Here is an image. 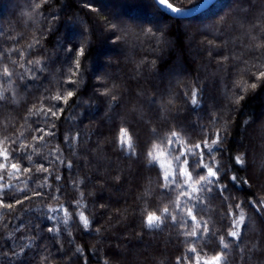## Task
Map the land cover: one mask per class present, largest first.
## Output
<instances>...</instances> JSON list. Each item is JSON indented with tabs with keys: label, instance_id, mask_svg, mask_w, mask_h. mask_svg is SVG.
<instances>
[{
	"label": "trees",
	"instance_id": "trees-1",
	"mask_svg": "<svg viewBox=\"0 0 264 264\" xmlns=\"http://www.w3.org/2000/svg\"><path fill=\"white\" fill-rule=\"evenodd\" d=\"M201 1L169 0L180 9L191 8ZM34 3L35 0H0V49L11 47L23 51L22 61L44 56L48 64L47 71L38 73L40 80L35 82L38 87L25 89L24 84L33 85L34 82L29 78L30 73L21 67L16 71L24 72L23 81L18 76H13L10 84L0 81V91L7 89L5 96L14 98L13 103L0 108V152L16 148L11 141L19 137L28 144L24 152L31 154L33 161L43 163L53 174L37 172L39 164L33 167L26 158L21 172L11 177L0 173L5 176L0 185H12L6 188L8 202L16 197L23 199L25 195L32 197L17 205L15 210L0 208V264H105V260L108 264H177V259L182 256H195L188 251L191 247L198 251L202 249L203 253L216 249L218 241L205 246L203 239L193 242L182 234L196 227L186 215L188 203L179 217L191 227H171V215L177 214L176 193H172L171 202L160 194L164 170L172 171L167 162L170 158L155 151L158 160L155 168L150 169L147 152L152 150L157 139L166 140L167 133L175 125L184 129V139L177 148H191L204 137L198 125L215 135L216 127L220 125L213 127L209 123L212 113L225 115L229 120L227 138L216 160L223 173L222 182L229 185V196L234 197L230 202L252 201L255 204L264 199V82L256 81L259 86L255 89L248 87L245 98L238 105L223 94L225 84L231 96L236 82L255 80L241 69L249 67L260 55L261 50L255 47L257 41H252L248 32L250 23L264 12V0H218L205 12L187 19L163 14L152 0H50L39 10L34 9ZM241 5L250 11L241 12ZM106 6H112V11L104 10ZM52 14L60 19L52 22L49 31L44 17ZM76 20L83 24L74 23ZM112 24L131 31H117ZM149 28L154 34L148 33ZM254 31L257 36L264 35V25ZM41 32L43 47L37 45V50L29 49L33 37H39ZM82 34L87 37L88 45L85 55L80 57L82 80L78 84H66L64 79L71 75L69 67H75V49L81 46ZM117 37L120 39L113 43ZM157 37L161 43H157ZM190 44L196 48L194 51ZM69 48L74 51L69 52ZM110 53L112 58L108 61L99 58L100 54ZM18 54L12 53L14 57ZM225 55L229 57L228 61H223ZM101 70L105 71L101 73ZM193 87L203 89V106L195 113L188 103L190 97L184 95L185 89L190 94ZM66 88L77 89L67 106L51 99L58 90L66 95L63 92ZM105 89L112 91L106 96L102 94ZM112 94L118 97L112 102L117 106L109 108ZM42 95L49 99H42ZM150 99H157V104L150 105ZM170 99L172 103L168 102ZM41 102L65 109L60 119L52 118L58 127L52 129L56 132L55 137H45L50 141L47 145L44 141L37 143L31 139L33 128L48 127L34 123L39 117L28 115L29 109L34 104L39 108ZM228 108L232 110L229 112ZM72 114L76 119L66 121L65 117ZM25 117H28L27 123ZM246 120L249 121L247 125ZM121 126L128 129L136 145L134 157L126 158L117 150ZM77 130L85 135L76 154L72 155L64 146V135H74ZM58 147L65 164L73 162L71 170L56 158ZM48 153H52L51 164L45 159ZM241 153L246 157L243 167L235 163V156ZM0 162H3L2 157ZM24 166H28L30 172L24 173ZM9 171H13L10 166ZM56 175H61L62 179L56 181ZM117 175L119 180L115 179ZM233 175L240 180L237 186H233L230 179ZM46 176L53 187L37 188ZM180 179L183 183V178ZM79 180L85 181L79 186L85 193L83 209L75 206L80 192L73 181ZM244 180L248 183L244 184ZM57 185L62 188L61 192L55 191ZM33 189L57 198L33 196ZM222 201V197L210 205L205 201L200 207L208 205V210L197 216V220L201 224L209 222L210 227L227 236L231 218L222 220L221 217L228 211L229 201ZM61 204L65 206L63 209ZM101 204L105 207L101 208ZM47 206L59 211L48 212ZM166 206L171 213L168 220L155 231H149L144 223L148 213L157 211L159 215ZM65 210L72 211L73 217H65ZM80 210L93 222L90 231H85L79 221ZM48 216L54 217V221H49ZM246 216L250 219L246 221L248 231L244 242L249 247L251 243H259L262 250L254 253L259 264L264 262V215L248 204ZM47 227L56 231L49 233ZM97 227L101 228L99 234L95 231ZM37 232L40 238L32 242L30 248H25L18 258L9 259L12 249L19 251L17 246L29 243V237ZM77 247L83 254L75 251ZM122 247L127 251L123 253ZM4 252L9 255H2ZM227 259L231 264H242L238 249ZM184 264H194V260Z\"/></svg>",
	"mask_w": 264,
	"mask_h": 264
},
{
	"label": "snow or ice",
	"instance_id": "snow-or-ice-1",
	"mask_svg": "<svg viewBox=\"0 0 264 264\" xmlns=\"http://www.w3.org/2000/svg\"><path fill=\"white\" fill-rule=\"evenodd\" d=\"M158 6H163L165 10H170L172 13L177 15L182 14L184 9L177 8L173 6L169 0H153ZM255 2V0H253ZM50 3V0H35L34 9L39 10L44 5ZM91 7L90 5H85ZM94 10V9H93ZM240 11L247 13L250 9L240 6ZM43 15V13H39ZM44 19L48 22V30L51 31L52 29V22L60 19V16L56 14H52L51 16H45ZM224 18H221L223 21ZM74 23L83 24V21L76 20ZM260 25H264V12L260 13L257 17L255 22L250 23L249 25V32L248 35L252 41H257L256 49L261 50L260 55L256 57L255 62L250 63L249 67L241 69V72L244 74L250 73L252 76L255 77V80L251 79H243L242 82H236L235 86L231 89L232 95L229 96V88L228 85H224V96L226 99L230 101L234 100V102L238 105L240 101L245 98L246 92L248 87L252 89L257 88L259 85L256 81L264 82V35L257 36L256 32L254 31ZM113 29L120 31V32H128L131 31L130 28H122L118 24H112ZM148 33H153L154 30L149 28ZM43 39V32H41L40 36L33 37V43L28 45L29 49L37 50V45L43 47L41 44V40ZM120 39L117 37L113 40V43L116 40ZM81 46L79 49H75L76 58L74 60L75 67H69V72L71 73L70 76H67L64 79L66 84H78L80 80H82V76L80 75L81 69V60L80 57L85 55L87 50V37L82 34L81 36ZM157 43H161L159 37H157ZM251 48L252 45H249ZM69 52L74 51L73 48L68 49ZM18 52L17 56H13L12 53ZM7 53V55H6ZM24 56V52L19 49L14 48H6L0 49V81L3 83L10 84L11 78L13 76H18L21 81L24 80V72H17L16 68L21 67L24 68L25 72L30 73L29 78L34 82L33 85L24 84L25 89H28L35 85V82L40 80V76L38 75L39 72L47 71L48 64L47 58L44 56L35 57L32 59L27 60H20V57ZM239 59V57H235ZM223 61H228L229 57L225 55ZM43 61V64H42ZM245 61H242V63ZM143 63V61H142ZM155 62H153L154 65ZM27 65H32L31 68L27 67ZM72 77H79L77 80H73ZM38 87V86H37ZM239 88V91L236 89ZM77 89H63V92H66V95L62 94L60 90L57 91V94L51 99L55 101H62L66 106L68 105L69 100L73 97L75 91ZM4 91H0V108H4L10 103L14 102V98H10L5 96ZM46 91V90H45ZM112 90L105 89L102 94L108 95ZM185 97H190L188 103L191 104L193 112H198L199 109L203 106V89L193 87L190 94L187 89L184 90ZM42 99H49L47 95H42ZM118 99L117 95L112 94L111 102L109 103V108H114L115 105L112 102H115ZM81 101L78 99L77 104ZM169 103H172L173 100H169ZM84 103H88L84 101ZM150 105L157 104V99H150L148 101ZM231 108H228L227 111H231ZM65 109L60 108L57 104H49L44 105L41 102L39 108L34 104L32 108L29 109V117L30 116H37L39 117L34 123L36 124H45L48 125L47 129L44 127H35L32 129V141H36L39 143L40 141H44L45 145L50 143V141L45 140L46 136H56V132L52 131V129L57 128L55 121L52 119H60V116L64 113ZM75 114L69 115L65 117V120H75ZM202 119V118H200ZM28 117H25V123H27ZM223 121V123H221ZM209 123L215 127L216 125H220L216 127L215 135H210V130L199 126V131L204 133V137L202 141L197 142L191 148H184L182 150L177 148V145L181 140L184 139V129L181 128L179 125H175L172 130L167 133L166 140L165 139H157L156 144L153 146L152 150L147 152L148 158V167L150 169H154L158 160V157L154 155L155 151H160L161 156H167L168 159V169H165L163 172L162 180L163 183L160 185L162 188V192L160 193L163 197L167 198L170 202L172 201V193H176L175 198V205H176V215H171L170 208L168 206L164 207L163 212L161 214H157V211L149 212L145 218V226L149 231H155L156 229L160 228L161 223H165L168 220L169 215H171V227L177 228L183 226L185 229L190 228L191 225L187 223L186 220H182L179 217V213L185 211L184 205L188 203L189 206L186 209L187 217L191 218L193 222L196 223V227L192 231H185L182 234L185 236L186 240L191 239L193 242L197 240L203 239L205 246L209 242L218 241L217 248L213 249L209 253H203V250H197L196 247H191L188 249L189 252L194 253L195 256H182L181 258L177 259V264H184L185 261H193L194 264H231V262L227 259L233 252L237 249L239 250V260L242 264H258V262L254 259V253L261 251L262 249L259 246V243H251L249 247L247 243L244 242V235L248 231L246 221L250 218L246 216V208L248 204H252L253 207L256 208V211L261 215H264V199L256 202L253 204L252 201H248L247 203L241 201L235 204L230 202L231 199L234 197L229 196V185L222 182L221 176L223 173L221 172L219 165V161L216 160V156L220 153L221 146L225 142L228 132V123L229 120L226 118L225 115H221L215 111L212 113V119ZM246 125L249 121L244 122ZM152 132L155 137L156 129L153 128ZM36 133H43V135H37ZM23 135V134H21ZM84 133L77 130L74 135L70 133H66L64 135V146H66L71 152L72 155L76 154V149L79 147L81 143ZM26 139V138H25ZM90 139V137H89ZM20 138L17 137L16 139L12 140L11 143L17 145L14 149H5L3 152H0V157H2V161L0 162V173H6L9 177L15 175L16 173L21 172V165L23 164L24 159L26 158L30 165L33 167L36 164H39V167H36L37 172H47L49 176L53 173L49 172V168L46 167L43 163H39V161H33L32 155L29 153L24 152V148L28 147V144L20 141ZM23 145V147H21ZM118 151L122 152L126 158H131L137 155L136 153V145L133 143L132 139L129 136L128 129L124 126L120 128V135H119V145L117 148ZM57 153L59 155L56 157L60 160V163L64 165L67 169L71 170L74 166L72 161H68L65 164V160L63 158V153L60 148H57ZM18 153V154H13ZM198 154V158H197ZM52 156V153H48V156L45 159L48 160L49 164L52 161L49 157ZM191 157V160L189 159ZM15 161V162H11ZM235 163L240 166H245L246 157L243 153L238 154L235 156ZM9 166L11 170L9 171ZM88 166L87 164L85 165ZM163 168V165H161ZM30 168L28 166H24L22 171L24 173L30 172ZM206 170V174H205ZM159 176V173H158ZM183 178V183H181V179ZM5 179L4 175H0V181ZM39 179V177L37 178ZM56 181H60L62 179L61 175L55 176ZM116 180L120 179V176L117 175L115 177ZM233 182V186H237L240 184V180L237 176L233 175L230 177ZM35 183V181H34ZM84 180L73 181V185L77 191L80 192V198L75 200L76 209H83L85 207L84 204V196L85 193L82 189H80V185L84 184ZM244 184H247L248 181L244 180ZM47 186L48 188H52L53 185L49 183L48 177H43V182L41 184L36 185L37 188H43ZM7 187H12V185H0V208H6L9 210H15L17 205L23 204L24 200H30L32 197L25 195L23 199L16 197L11 202H8V192L6 191ZM178 190V191H177ZM56 192H61L62 188L57 185L55 188ZM33 196L42 197L44 199H56L55 195H49L47 193H43L40 191H36L33 189ZM223 198V201H229L228 203V211L222 215L221 219H228L231 218L230 224L227 226V236L223 234V232H218L214 230V227L209 226V222L200 223L197 220V216H202L205 211L208 210V205H210L214 200ZM205 201H208V205L204 207H200V205H204ZM222 201V203H223ZM65 206L63 204L60 205V208L63 209ZM101 208H104L105 205L101 204ZM74 209L73 211H75ZM238 210V211H237ZM48 212H58L59 209L53 208L51 206H47ZM79 221L83 226L85 231H90L93 228V222L89 220L88 216L85 215L84 211L80 210L79 213ZM65 217H73V212L65 210ZM47 219L49 221H54V217L48 216ZM58 222V221H56ZM73 223L75 220L73 218ZM64 224H68V220H64ZM36 227L38 228L39 225L37 224ZM47 231L49 233H54L56 229L53 227H47ZM96 233L99 234L101 232V228L97 227L95 229ZM69 231V235H70ZM40 238V233H35L34 236L29 237V243H21L17 247L19 251L15 248L12 249V254L9 259L13 257H19L21 253L24 252L25 248H30L32 246V242L36 239ZM23 239V236L20 237ZM71 241H69L70 243ZM235 242V243H233ZM39 247V245H37ZM218 249V250H217ZM228 250V251H225ZM77 253L83 254V250L79 247L75 250ZM214 253V254H213ZM4 256H8L7 252L2 253ZM45 260L48 259L47 256L44 257ZM105 264H108V261L105 260ZM259 264H264V262H259Z\"/></svg>",
	"mask_w": 264,
	"mask_h": 264
},
{
	"label": "water",
	"instance_id": "water-1",
	"mask_svg": "<svg viewBox=\"0 0 264 264\" xmlns=\"http://www.w3.org/2000/svg\"><path fill=\"white\" fill-rule=\"evenodd\" d=\"M217 1L218 0H202L197 5H195L191 8H188V9H184L186 11H184L182 14H179V15L172 13L170 10H165L163 6H158L156 3H154V2L153 3L163 14H165L169 17L177 18V19H187V18H191V17H194L196 15H199V14L205 12L207 9H209Z\"/></svg>",
	"mask_w": 264,
	"mask_h": 264
},
{
	"label": "rangeland",
	"instance_id": "rangeland-1",
	"mask_svg": "<svg viewBox=\"0 0 264 264\" xmlns=\"http://www.w3.org/2000/svg\"><path fill=\"white\" fill-rule=\"evenodd\" d=\"M112 9H113L112 6H106V7H104V10H108V12H109V11L111 12ZM76 38H78V37H76ZM189 46H190L191 48L193 47L192 44H190ZM194 49H196V48L193 47L192 50L194 51ZM102 57H103V58H102ZM99 58L102 59L103 61H108L109 59L112 58V54L110 53L109 55H105V56H102V54H100ZM104 69L107 70L108 68H104ZM105 70H101V73H103ZM121 249H122L123 253L127 251V249H125V248H123V247H122ZM128 250H130V248H128Z\"/></svg>",
	"mask_w": 264,
	"mask_h": 264
}]
</instances>
